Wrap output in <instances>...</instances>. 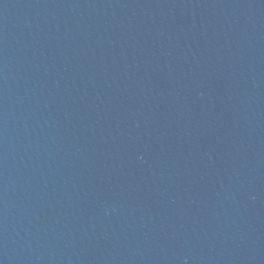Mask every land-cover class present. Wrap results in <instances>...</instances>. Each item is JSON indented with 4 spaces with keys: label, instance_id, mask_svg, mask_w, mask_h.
Here are the masks:
<instances>
[{
    "label": "water",
    "instance_id": "95a60500",
    "mask_svg": "<svg viewBox=\"0 0 264 264\" xmlns=\"http://www.w3.org/2000/svg\"><path fill=\"white\" fill-rule=\"evenodd\" d=\"M0 264H264V0H0Z\"/></svg>",
    "mask_w": 264,
    "mask_h": 264
}]
</instances>
